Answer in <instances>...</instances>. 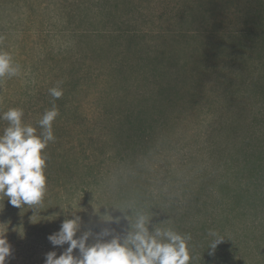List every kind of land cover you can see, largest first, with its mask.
Returning a JSON list of instances; mask_svg holds the SVG:
<instances>
[{
	"label": "rangeland",
	"instance_id": "obj_1",
	"mask_svg": "<svg viewBox=\"0 0 264 264\" xmlns=\"http://www.w3.org/2000/svg\"><path fill=\"white\" fill-rule=\"evenodd\" d=\"M0 49L21 66L0 112L59 110L42 202L0 197L5 264L60 255L65 220L94 243L138 215L189 236L190 264H264V0H0Z\"/></svg>",
	"mask_w": 264,
	"mask_h": 264
},
{
	"label": "clouds",
	"instance_id": "obj_2",
	"mask_svg": "<svg viewBox=\"0 0 264 264\" xmlns=\"http://www.w3.org/2000/svg\"><path fill=\"white\" fill-rule=\"evenodd\" d=\"M21 66L15 62L11 52L0 49V79L20 75ZM62 82L51 87L49 95L53 100L63 95ZM59 115L55 104L44 112L36 122L37 126L23 120L21 108H9L0 112V121H7V127L0 133V197H7L12 206L40 204L47 191L45 174L47 156L43 151L49 142L55 141L53 121ZM149 220L138 215L132 230L123 237H113L105 229L98 233L94 243H88L91 231L77 237L80 217L65 220L59 231L48 236L54 246L67 248L57 255L46 253L44 264H190L192 255L187 235L171 229L153 228L149 231ZM0 227V264L12 254V248ZM210 248L215 249L222 237L209 230ZM78 250V255H74Z\"/></svg>",
	"mask_w": 264,
	"mask_h": 264
}]
</instances>
